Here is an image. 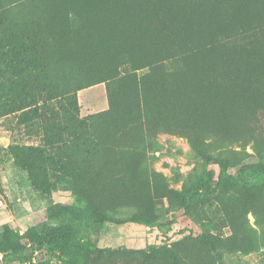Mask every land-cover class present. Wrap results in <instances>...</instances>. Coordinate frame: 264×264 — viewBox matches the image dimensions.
Segmentation results:
<instances>
[{"label": "trees", "instance_id": "obj_1", "mask_svg": "<svg viewBox=\"0 0 264 264\" xmlns=\"http://www.w3.org/2000/svg\"><path fill=\"white\" fill-rule=\"evenodd\" d=\"M99 83L111 109L81 118L77 92ZM52 102L46 149L8 148L44 194L63 188L84 200L104 153L140 121L239 144L264 116V0H0V117L33 125ZM208 180L176 195L185 209L215 193L219 181ZM237 208L257 220L250 197ZM199 238L212 251L222 244ZM80 246L68 226L0 230L5 264H34L30 247L70 256Z\"/></svg>", "mask_w": 264, "mask_h": 264}, {"label": "rangeland", "instance_id": "obj_2", "mask_svg": "<svg viewBox=\"0 0 264 264\" xmlns=\"http://www.w3.org/2000/svg\"><path fill=\"white\" fill-rule=\"evenodd\" d=\"M77 99L81 118L111 109L106 83L78 91ZM58 107L50 103L29 126L18 123L19 114L0 117V230L68 226L81 241L70 256L30 247L34 264H264V116L239 144L225 133L210 139L197 130L177 135L161 124L134 123L104 153L102 174L81 200L63 188L34 189L8 151L46 149L42 126ZM208 179L219 181L215 193L196 196L185 209L176 195ZM246 196L258 206L257 220L237 208ZM200 235L222 244L212 251Z\"/></svg>", "mask_w": 264, "mask_h": 264}, {"label": "built area", "instance_id": "obj_3", "mask_svg": "<svg viewBox=\"0 0 264 264\" xmlns=\"http://www.w3.org/2000/svg\"><path fill=\"white\" fill-rule=\"evenodd\" d=\"M0 147H1V143H0Z\"/></svg>", "mask_w": 264, "mask_h": 264}]
</instances>
